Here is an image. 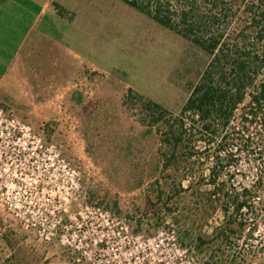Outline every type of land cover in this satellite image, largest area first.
Here are the masks:
<instances>
[{
	"label": "rangeland",
	"instance_id": "rangeland-1",
	"mask_svg": "<svg viewBox=\"0 0 264 264\" xmlns=\"http://www.w3.org/2000/svg\"><path fill=\"white\" fill-rule=\"evenodd\" d=\"M55 3L65 18L57 21V38L81 58L79 62L84 67L97 70L88 72L86 84L67 90L55 103L26 105L37 114L21 118L45 142L60 147L63 158L79 173L80 188L73 192L64 225H75V217L80 222L79 213L88 207L82 213L88 217L91 229V224L100 223L91 214V208L97 207L127 225L135 236L153 240L155 249L137 264H230L226 248L211 243L200 248L197 240L200 234L211 235L219 227L222 213L216 212L203 229L194 223L196 217L189 218L187 214L191 201L180 204V193L175 194L174 188L180 184L176 173L166 178V183H160L168 195H173L172 199L165 197L159 202L157 186H152L154 181L138 188L141 171L151 168L152 153L148 159L137 161L128 158L124 150L127 138L141 131L136 112L130 110L128 101L125 104L128 89L179 114L209 57L188 40L119 0ZM75 94L82 95L81 103L74 100ZM242 109L239 107L238 119ZM261 130L254 125L250 132L261 139ZM238 159L234 170L238 181L251 186L257 178L256 164L245 154ZM210 168L211 164L205 167L206 174ZM1 225L9 227L6 235L12 264H78V255L61 246L65 230L60 229L51 242H40L35 233L22 230L18 221L4 213L0 214ZM254 234L255 246L264 242V220ZM173 241L179 254L166 246ZM160 242L164 246L158 248ZM159 259L163 263L156 262ZM250 264L264 263L257 260Z\"/></svg>",
	"mask_w": 264,
	"mask_h": 264
},
{
	"label": "trees",
	"instance_id": "trees-1",
	"mask_svg": "<svg viewBox=\"0 0 264 264\" xmlns=\"http://www.w3.org/2000/svg\"><path fill=\"white\" fill-rule=\"evenodd\" d=\"M119 1L209 57L179 114L128 89L125 104L136 112L141 131L127 138L125 154L142 161L152 153L138 188L154 181L157 200L172 199L160 183L179 174L175 194L180 204L191 201L187 214L194 223L203 229L216 212L223 215L211 235L198 236L199 247L226 248L230 264L264 263V242L254 245L264 220V0ZM73 98L82 101L81 94ZM254 125L262 129L261 139L250 132ZM244 154L258 171L251 186L234 172Z\"/></svg>",
	"mask_w": 264,
	"mask_h": 264
},
{
	"label": "built area",
	"instance_id": "built-area-1",
	"mask_svg": "<svg viewBox=\"0 0 264 264\" xmlns=\"http://www.w3.org/2000/svg\"><path fill=\"white\" fill-rule=\"evenodd\" d=\"M79 173L62 156L60 147L45 142L23 119L0 107V214L19 222L40 242H51L65 230L61 246L73 250L81 264H137L155 249L153 240L135 236L107 211L92 207L91 224L80 213V222L64 225V216L80 188ZM156 242V240H154ZM163 242L157 244L159 248ZM179 254L177 243L166 244ZM163 263V259L156 261Z\"/></svg>",
	"mask_w": 264,
	"mask_h": 264
},
{
	"label": "crops",
	"instance_id": "crops-1",
	"mask_svg": "<svg viewBox=\"0 0 264 264\" xmlns=\"http://www.w3.org/2000/svg\"><path fill=\"white\" fill-rule=\"evenodd\" d=\"M59 9L55 0H0V105L19 118L36 116L26 105L55 103L97 72L57 38ZM8 229L0 226V264H12Z\"/></svg>",
	"mask_w": 264,
	"mask_h": 264
}]
</instances>
